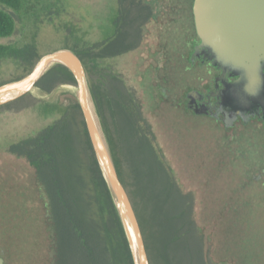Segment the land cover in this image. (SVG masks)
I'll use <instances>...</instances> for the list:
<instances>
[{"label":"rangeland","instance_id":"obj_1","mask_svg":"<svg viewBox=\"0 0 264 264\" xmlns=\"http://www.w3.org/2000/svg\"><path fill=\"white\" fill-rule=\"evenodd\" d=\"M144 2L153 17L143 30L140 47L116 58L93 60L88 67L95 80L108 72L118 76L142 104L149 123L152 118V124L169 122L170 141L152 128L159 139L170 144L171 151L163 152V162L172 169L183 192L192 196L207 256L211 246L208 259L214 264H264V150L250 147L260 137L253 135L250 143V136L244 134L239 137L240 145L236 141L229 144L208 122L189 120L175 109L185 85L175 82L171 45L176 46L174 39L185 33L186 2ZM172 4L179 8L177 14L172 15ZM0 9L16 22V33L0 39V45L32 44L40 58L62 50L78 54L109 41L116 35L115 22L120 17L118 0H23L20 12L1 5ZM170 21L175 23L169 26ZM161 46L168 49L166 54L159 50ZM30 71L19 61L1 60L0 87L17 82ZM77 93V87L61 85L50 94L39 90L27 94L37 104L22 112L0 107V257L5 264H42L40 234L35 240L38 202L31 195L36 197L34 190H26L33 169L25 160L9 155L8 148L51 127L64 109L78 102ZM93 103L96 107L94 99ZM14 181L20 183L12 184ZM125 182L130 192L131 184ZM247 182L254 186L238 192L237 187Z\"/></svg>","mask_w":264,"mask_h":264},{"label":"trees","instance_id":"obj_2","mask_svg":"<svg viewBox=\"0 0 264 264\" xmlns=\"http://www.w3.org/2000/svg\"><path fill=\"white\" fill-rule=\"evenodd\" d=\"M144 1L118 0L120 17L115 22L116 35L77 55L86 67L120 180L124 187L126 180L131 184L128 193L142 228L150 263L214 264L208 259L210 245L209 255L205 253L203 235L194 218L192 196L183 192L172 169L163 162V152L171 151L170 144L159 139L154 129L170 141L173 132L169 122L152 124L151 117L149 123L144 118L142 104L118 76L108 72L95 80L94 72L88 67V62L93 60L116 58L140 47L143 30L153 17ZM194 1L185 0L184 6L191 11ZM0 5L20 12L23 0H0ZM174 5L170 6L172 15L179 9ZM174 23L170 21L168 25ZM15 33L14 18L0 9V39L11 38ZM7 59L19 61L30 71L40 55L32 44L0 45V61ZM61 85L76 87L77 83L66 67L57 65L42 77L37 88L50 94ZM36 104V99L25 95L4 108L19 113ZM175 109L183 111L179 106ZM8 154L25 160L33 169L26 190L33 189L36 197L31 195L38 202L35 213L40 225L35 240L40 234L42 264H134L78 102L64 109L51 127L11 145ZM253 186L247 182L237 190L244 193Z\"/></svg>","mask_w":264,"mask_h":264},{"label":"water","instance_id":"obj_3","mask_svg":"<svg viewBox=\"0 0 264 264\" xmlns=\"http://www.w3.org/2000/svg\"><path fill=\"white\" fill-rule=\"evenodd\" d=\"M193 14L202 53L223 71V76L238 78L236 83L226 84L223 93L229 105L226 111L260 116L264 122V0H195ZM57 65L66 67L76 80L78 104L92 149L120 216L133 263L151 264L134 205L118 175L78 55L62 50L40 58L26 77L0 87V107L35 90L41 91L37 83ZM0 264H5L1 257Z\"/></svg>","mask_w":264,"mask_h":264},{"label":"flooded vegetation","instance_id":"obj_4","mask_svg":"<svg viewBox=\"0 0 264 264\" xmlns=\"http://www.w3.org/2000/svg\"><path fill=\"white\" fill-rule=\"evenodd\" d=\"M184 26L185 33L181 39H174L176 46L171 45L173 48L171 54L176 62L173 64L175 65V82L185 85L179 97V108L183 109L187 119L198 118L221 131L226 140H229V144H231L230 141L233 143L236 141L237 145H240L239 137L244 134L250 136L251 143V137L258 135L260 142L250 147H260V150H264V122L260 116L234 115L226 111L229 108L228 100L223 95L226 84H234L238 78L223 76V71L217 69L202 53L193 6L191 11L186 10ZM159 50L166 54L168 49L162 47ZM260 115L263 116V112ZM252 132L256 133L252 134Z\"/></svg>","mask_w":264,"mask_h":264},{"label":"bare ground","instance_id":"obj_5","mask_svg":"<svg viewBox=\"0 0 264 264\" xmlns=\"http://www.w3.org/2000/svg\"><path fill=\"white\" fill-rule=\"evenodd\" d=\"M94 122L97 123L96 117H94Z\"/></svg>","mask_w":264,"mask_h":264}]
</instances>
